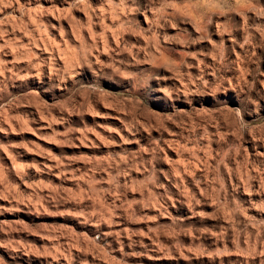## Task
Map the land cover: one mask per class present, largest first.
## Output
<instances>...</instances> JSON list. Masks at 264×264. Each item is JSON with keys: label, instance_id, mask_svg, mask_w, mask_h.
Returning <instances> with one entry per match:
<instances>
[{"label": "clouds", "instance_id": "9594fccd", "mask_svg": "<svg viewBox=\"0 0 264 264\" xmlns=\"http://www.w3.org/2000/svg\"><path fill=\"white\" fill-rule=\"evenodd\" d=\"M262 57L264 0H0V132L36 134L43 121L51 132L41 139L96 150L61 156L36 145L54 162L41 167L17 164L0 143L31 189L0 162V199L44 212L49 189L81 226L46 229L42 247L9 235L0 264H144L176 252L264 264ZM49 167L72 186L25 171ZM179 205L217 229L185 223ZM16 223L12 231L39 235ZM205 233L221 246L208 251Z\"/></svg>", "mask_w": 264, "mask_h": 264}, {"label": "rangeland", "instance_id": "374dc122", "mask_svg": "<svg viewBox=\"0 0 264 264\" xmlns=\"http://www.w3.org/2000/svg\"><path fill=\"white\" fill-rule=\"evenodd\" d=\"M80 15V14H77ZM236 51L240 52L241 49L239 45L236 46ZM261 71H264V57H262V67ZM232 99L231 95L229 97ZM235 102V101H233ZM23 111V110H22ZM90 123H112L117 124V121H93L91 117L87 118ZM75 123L79 125V121L76 120ZM5 127V132H0V143H3L8 147V152L12 156L16 157L17 164H31L37 163L43 167L44 165L51 166L54 164L50 158L46 155L39 154L40 149L36 148V145H39L41 149L51 150L56 155L61 156H70V155H79V154H95L96 150L89 149L85 147L77 148H59L54 144L49 143L46 139H41L42 136L49 135L51 129L46 127V123L43 121L38 122V124H33V128H39L36 134L27 131H12L8 125H3ZM58 131H64V125H54ZM103 131L102 129H98ZM79 135V134H76ZM107 135V133H105ZM94 139V137H93ZM22 142H28L27 147H11L12 144H20ZM77 143H79L77 141ZM170 154L174 153L169 150ZM0 162H3L6 167L12 170L10 179L17 184H20V190L23 193H29V189L24 183L19 179V176L16 175L15 170L13 169V161L9 158L8 153H5L3 150H0ZM73 167H82V165H73ZM28 173V176L33 179H43L45 181H51L55 186H64L71 187V180H61L59 178L60 169L58 168H46L41 173H37L34 169H25ZM42 194L50 197L49 203L46 205L47 211L41 212L39 209L34 207H29L28 205H17L14 201H9L5 199H0V240H5L9 235L14 238H20L30 243H35L38 247L50 244L49 241L43 239V236L47 234L46 229L51 228H62V229H76L80 231V223L75 218L70 216L60 215L64 211L62 205H56L53 201L55 199L56 193L51 192L49 189H44ZM179 215L185 219L187 224H196L198 227H207L212 230H216L218 225L216 221L208 220L200 222L198 220H192L185 217L187 212L186 205H179ZM18 209V210H17ZM173 211H175L173 209ZM49 212L53 214H49ZM152 214V213H149ZM17 221H23L28 227L34 231L38 232L39 235L30 234L28 231H12L9 228L11 225L13 228H21V225L17 224ZM160 223H170L166 218H161ZM122 226H128L132 228H147L148 225L145 224H134L128 220L121 221ZM91 231V230H90ZM185 243H188L189 240L187 237L182 238ZM199 243H203L205 248L208 251H214L217 247L221 246L216 239L209 233H205L200 236ZM144 243L152 247L151 241L147 238L144 239ZM231 247V244H229ZM128 251L129 249H125ZM137 250L144 251L145 249L137 248ZM75 255H79L78 252L74 251ZM118 254V253H117ZM154 257H158L159 254L153 251L151 253ZM0 255H4L5 258H8V253L5 249L0 248ZM187 259H184L180 256L179 252L174 253V259H162L155 258L151 261H144V264H220L218 259H208L207 257L197 258L193 254H186ZM33 261L35 264H67L63 258L59 260H52L50 257H41L37 259L33 256Z\"/></svg>", "mask_w": 264, "mask_h": 264}]
</instances>
